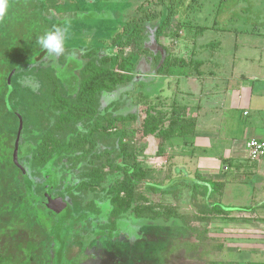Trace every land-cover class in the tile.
Wrapping results in <instances>:
<instances>
[{
    "label": "trees",
    "instance_id": "1",
    "mask_svg": "<svg viewBox=\"0 0 264 264\" xmlns=\"http://www.w3.org/2000/svg\"><path fill=\"white\" fill-rule=\"evenodd\" d=\"M64 1L8 0L7 15L0 22V207L12 206L6 216L13 213V221L22 229L21 206L33 208L35 205L42 232L52 237L56 245V238L60 246L68 240L51 259L48 246L46 256L51 264L68 261L70 245L80 244L83 248L99 238L114 239L122 227H128L125 221L130 220L122 218L128 212L142 224L168 226L172 220L179 221L191 234L205 238L208 231L190 226L187 217L178 213L174 206L154 204L141 191L146 186L150 193L176 195L185 188L191 193L194 207L204 217L199 219L203 222H209L210 215L225 212L221 203L223 182L203 178L200 174H196L195 179H186L175 172L173 176L172 171L164 175L145 165L149 157H140L134 142L136 132L140 131V139L153 140L154 155L161 157L173 139L188 141L196 126L195 120L188 115L187 106L173 103L167 107L161 101L149 100L145 92L146 71L138 72L136 63L141 56L150 54L143 45L145 23L128 21L114 34V47L131 49L127 58L103 57L98 62L92 48H79V54L57 61L59 75L52 62L44 73L37 76L33 73L34 66L48 63L46 50L37 44V38L46 31L63 30L68 26L66 15L61 20L52 16ZM175 6L176 1L171 0L167 20L156 29V44L162 52L158 51L155 58L164 59L162 66L156 68V75L193 62L191 57L189 60L173 56L159 42L162 32L170 28L169 20L175 14ZM188 25L193 26L191 21L178 23L174 38H179L180 30ZM71 40H67L63 54L70 50ZM19 83L29 92L27 100L32 111H38L39 119L45 120L39 138L28 142L21 134L18 161L22 168L13 160L19 118L22 117L14 105ZM141 106L145 111L139 129L128 127L138 122ZM25 127L26 123L22 132ZM112 175L116 177L113 183L102 187ZM99 188L105 195L104 201L99 203L93 199L84 205L81 195ZM48 198H61L67 207L57 233L54 229L58 215L47 207ZM4 213L2 211L1 218ZM30 217L28 215L25 220L28 222ZM141 228L143 226H139L137 234ZM207 264L237 263L211 261Z\"/></svg>",
    "mask_w": 264,
    "mask_h": 264
},
{
    "label": "crops",
    "instance_id": "2",
    "mask_svg": "<svg viewBox=\"0 0 264 264\" xmlns=\"http://www.w3.org/2000/svg\"><path fill=\"white\" fill-rule=\"evenodd\" d=\"M251 1L255 12L264 10V4ZM244 9L235 7L237 16H216L209 26L182 28L183 54L193 60L187 66L156 75V66L148 63L149 100L187 106L196 122L188 141L173 139L161 157L149 158L148 167L158 171L169 166L186 179L200 174L223 182L225 212L220 216L230 220L218 230L221 235H216L225 240L213 247L208 262L264 264V160L251 162L246 149L248 141L264 140V12L244 21ZM158 161L159 168L154 167ZM208 217L209 222L200 220L193 227L208 224L203 229L211 239L213 216Z\"/></svg>",
    "mask_w": 264,
    "mask_h": 264
},
{
    "label": "rangeland",
    "instance_id": "3",
    "mask_svg": "<svg viewBox=\"0 0 264 264\" xmlns=\"http://www.w3.org/2000/svg\"><path fill=\"white\" fill-rule=\"evenodd\" d=\"M175 14L170 17V28H166L160 38L161 46L166 47L168 52L173 56L184 57L183 54L187 44L184 39L182 41L174 38V30L178 23L192 22L195 27L209 26L216 16H226L227 14H234L237 16L236 10L245 8L243 14L246 16L244 21L250 16L260 15L263 8L260 7L254 11L251 0H175ZM264 4V0H255V2ZM171 0H65L64 5L56 7V13L52 12V16L61 20L68 19L66 39H73L69 42V51L56 58L55 64L59 59L65 60L69 56L79 54V48H92L95 51V59L99 62L103 57H119L124 59L131 55V49L121 50L112 45L114 34L120 27L128 21H139L145 23L146 33L144 38V48L150 52L148 57L141 56L140 63L137 61V71L144 72L149 70V62H152L156 68L162 66L164 59H156L157 52H162L156 44V29L163 25L168 18V7H170ZM244 4V6H241ZM239 5V6H237ZM236 10L233 12V9ZM260 11V12H259ZM242 14V12H239ZM58 15V16H57ZM197 22V24L194 22ZM249 24V23H248ZM63 29L62 31H64ZM181 36V34H180ZM190 38H192L190 36ZM188 40L187 43H191ZM228 50V48H227ZM230 50V49H229ZM228 52V51H227ZM184 55V56H183ZM188 59L191 55L187 56ZM48 62V63H47ZM45 65H37L32 68L35 76L44 73L50 66L49 61ZM55 68V67H54ZM55 71V70H54ZM146 73V72H145ZM20 75L23 72L19 73ZM18 93L14 100V105L19 110L20 115L24 119V132L22 134L28 142L32 139H37L42 134L45 120L39 119V112L33 110L30 101L27 100L29 92L23 88L19 83L16 87ZM18 98V99H17ZM40 99V98H39ZM38 101V99H37ZM144 106L140 107L139 119L136 124H129L128 127L139 129ZM133 125V126H132ZM140 131L136 132L134 142L140 151V157L153 158L156 157L155 142L153 140L140 139ZM34 136H37L36 138ZM152 146L153 148H150ZM102 151V149H99ZM147 159L146 166H151ZM157 162L154 167L159 168ZM170 167L164 170H158L164 175H167ZM172 170V169H171ZM175 174H173L174 176ZM115 176H109L108 180L104 182L102 187L110 186L115 180ZM99 188L96 192H89L86 195H81L83 204L86 205L93 199L98 202L104 201L105 195ZM41 193V188L38 189ZM144 196L154 204L163 206H174L177 212L186 216L189 220L190 226H197L199 219L204 217L199 214L196 207L191 201V193L187 189H182L176 195L166 194L165 192L150 193L147 187L141 189ZM10 207V209H9ZM12 206L0 207V264H51L47 262V249L49 257L54 258L55 252L59 247L64 248L68 243L66 240L60 246L58 238L56 243L52 237H49L42 232V223L39 222L38 208L34 205L33 208L25 205L21 206L19 210V218L22 220V229L16 221H13V213L6 216V212H11ZM4 209V210H3ZM31 215L28 222L25 218ZM213 214L212 219V236L208 235L205 238H197L191 234L184 225L172 220L168 226L160 224H142L137 223L132 212H128L122 218L125 220H135L141 228L140 233L136 235V239H129L121 231L115 235L114 239L108 237L99 238L94 243L83 247L80 244L70 245L67 250L68 261L63 260L61 264H207L210 255L213 253V247L220 244V241L225 240L221 237L219 231L224 230L225 222L230 220L226 215ZM58 218V216H57ZM203 222V221H201ZM97 223V222H96ZM101 223V222H100ZM102 222L101 224H103ZM50 224V223H49ZM207 225L200 223V231H205ZM204 228V229H203ZM220 229V230H219ZM219 230V231H218ZM204 233V232H203ZM220 235H216V234ZM48 234V233H47ZM62 239V237H60ZM84 243V242H83ZM196 244V245H195ZM192 249V250H191ZM211 249V250H210ZM84 252V254L80 253ZM53 264V263H52ZM54 264H59L55 262Z\"/></svg>",
    "mask_w": 264,
    "mask_h": 264
},
{
    "label": "clouds",
    "instance_id": "4",
    "mask_svg": "<svg viewBox=\"0 0 264 264\" xmlns=\"http://www.w3.org/2000/svg\"><path fill=\"white\" fill-rule=\"evenodd\" d=\"M8 10V0H0V22H2ZM67 29L62 31L60 28H54L53 30L46 31L42 36L37 38V44L43 49L45 52V60L52 62L54 66L56 58L61 56L65 52L67 39L65 33ZM57 67V73L60 74L59 66ZM128 227H122L120 231L122 234L126 235L129 239L135 240L137 232L139 231V226L137 225L134 229H132L133 225H136L135 220L125 221Z\"/></svg>",
    "mask_w": 264,
    "mask_h": 264
},
{
    "label": "water",
    "instance_id": "5",
    "mask_svg": "<svg viewBox=\"0 0 264 264\" xmlns=\"http://www.w3.org/2000/svg\"><path fill=\"white\" fill-rule=\"evenodd\" d=\"M23 125H24L23 118L20 117L19 118V128H18L17 137H16V141H15V149H14V153H13L14 163L19 168H22V166L19 164V161H18V153H19V145H20V139H21V134H22V130H23ZM23 173H24L25 178H26L25 172H23ZM47 207L50 210L54 211L58 215V222H57L55 229H54L55 232L57 233L58 229L60 228V225L62 223V219L67 212V207L61 198H58V199L48 198Z\"/></svg>",
    "mask_w": 264,
    "mask_h": 264
},
{
    "label": "built area",
    "instance_id": "6",
    "mask_svg": "<svg viewBox=\"0 0 264 264\" xmlns=\"http://www.w3.org/2000/svg\"><path fill=\"white\" fill-rule=\"evenodd\" d=\"M246 149L251 162L264 160V140L252 139L246 143Z\"/></svg>",
    "mask_w": 264,
    "mask_h": 264
}]
</instances>
